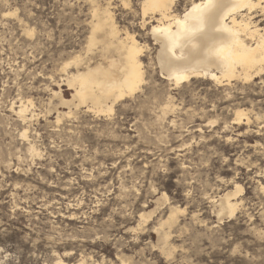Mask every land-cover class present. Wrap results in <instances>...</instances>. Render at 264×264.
<instances>
[{
    "label": "rangeland",
    "instance_id": "obj_1",
    "mask_svg": "<svg viewBox=\"0 0 264 264\" xmlns=\"http://www.w3.org/2000/svg\"><path fill=\"white\" fill-rule=\"evenodd\" d=\"M94 1L110 2L117 25L147 41V80L111 112L80 107L57 121L67 108L52 91L71 95L63 67L85 54L92 2L0 0V264H263L264 123L224 122L235 108L262 115L264 83L172 89L149 64L141 0ZM27 100L35 115L23 123L16 111ZM235 183L241 202L219 219L213 200ZM169 206L180 211L167 254L155 230Z\"/></svg>",
    "mask_w": 264,
    "mask_h": 264
},
{
    "label": "bare ground",
    "instance_id": "obj_2",
    "mask_svg": "<svg viewBox=\"0 0 264 264\" xmlns=\"http://www.w3.org/2000/svg\"><path fill=\"white\" fill-rule=\"evenodd\" d=\"M91 2L92 19L89 22L85 54L78 52L63 67V80L71 90V95L69 98L65 97L61 88L52 91V97L57 103L67 108L66 112L59 113L54 107L57 110V121L61 115H71L74 109L80 107H86L95 113L111 112L116 102L133 95L147 80L143 62L144 53L150 49L147 41L140 42L136 33L117 25L110 2H105L103 6L97 5L94 0ZM123 4L127 5L128 1L123 0ZM177 7L178 0L140 1L139 25L141 29H145L149 24L144 34L151 39L155 48L154 57L149 64L153 72L157 71L166 80L169 87L181 88L192 80L209 81L215 86H223L225 90L236 84L250 89L256 84V80L263 85L264 0H185L182 11H178ZM25 32L28 36L33 35L32 30ZM70 65L74 67V71L67 69ZM165 98L161 111L167 115L174 110V97L168 94ZM29 105L31 101L27 100L21 101L19 108L17 107L16 114L23 123L35 115L29 113ZM263 114L235 108L231 121H225L224 124L249 126L254 116L259 125L264 123ZM207 123L214 124L215 121ZM25 134L26 130L22 135ZM30 150L35 152L34 146ZM241 192L242 186L235 183L233 190L229 189L217 200H213L216 202L219 219L235 215L241 200L233 199ZM164 200L166 201L164 195L159 196L154 200L156 207L149 213H141L140 218L145 222ZM178 211L179 207L171 208L155 230L162 244L161 249L167 254L171 253L172 248L168 240L169 228L176 223ZM123 261L124 259L122 263ZM53 264L66 263L57 256Z\"/></svg>",
    "mask_w": 264,
    "mask_h": 264
}]
</instances>
